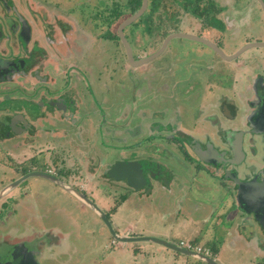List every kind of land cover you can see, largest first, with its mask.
<instances>
[{
  "label": "rangeland",
  "instance_id": "374dc122",
  "mask_svg": "<svg viewBox=\"0 0 264 264\" xmlns=\"http://www.w3.org/2000/svg\"><path fill=\"white\" fill-rule=\"evenodd\" d=\"M48 1L58 5L61 11L71 13L76 25L74 34L70 36L77 49L66 63L67 68L70 62L74 63L78 78L72 81L74 84L76 82L77 87H67L69 76H66L59 77L56 85L45 89L47 94L56 92L65 96L77 89L82 98L75 120L70 122L67 119H55L52 124L46 123L50 129H64L68 134L59 138L56 135L51 137L56 147L50 150L48 156L53 157L51 161L56 156L60 157L59 162H50V166L72 181L60 171L64 166H71L72 162L75 164L71 156L77 152L78 155L87 154L96 163L102 160L105 166L120 161H140L147 182L162 179L166 184L167 177L176 174L180 185L176 184L172 191L165 190L142 199H128L125 209L119 210L120 214L137 225L146 220L149 226L170 229V222L174 216H178L172 215L175 205L186 203V217L198 220L207 215L209 220L203 224V228L211 229L217 239L229 236L224 230L225 224L233 222L230 218L232 208H240L236 199L234 203L230 200L234 197L233 181L221 176V170L216 172V168L200 160L195 151L184 145L179 137L172 139L171 134L191 132L192 135L206 138V132L214 133L217 129H222L214 125L222 120L228 127H243L249 113L246 100L252 97L251 84L256 76H264V46L249 48L238 58L225 60L199 41L178 37L170 41L160 56L135 69L126 63V48L121 40L111 36L118 31L117 24L122 19L114 16L120 17L123 11L124 16L130 13L128 0ZM212 1L213 5L210 4ZM191 2L192 0H149L146 12L125 28V35L135 55L144 57L155 52L170 33L163 37L164 34L173 27L177 31L204 34L213 41H219L227 54L235 52L248 42L264 40V12L257 0H202L204 10L207 8L210 11L208 14L196 11ZM219 19L223 21L220 22ZM15 85L13 82L8 84L12 88ZM7 99L3 101L4 104L13 100L10 96ZM224 102L229 105L230 111L222 109ZM60 105L63 104L60 102ZM32 109L35 112V108ZM41 122L39 119L38 123ZM33 123L34 120L32 125L37 128L38 123ZM33 128L31 126V130ZM24 136L30 140L35 139L31 131ZM157 136L162 140H155L154 137ZM19 138L16 136L0 144V188L19 175L14 171L16 167L12 166H21L11 162L8 155L16 147L11 144L15 145L14 141ZM48 138L50 139L47 137L45 140ZM219 139L220 136L214 142ZM259 142L257 139L254 147L261 153ZM73 145L76 149L70 147ZM181 145L184 147L180 148ZM246 146L250 168L258 167L260 158L255 156L251 146ZM63 150L66 152L63 153ZM46 154L47 152L43 156ZM62 159L66 160L65 165H62ZM27 165L30 164L25 162L21 169L24 171ZM42 168L48 169L44 166ZM108 176L110 180L115 178L110 173ZM29 178L22 182L21 188L27 189L26 185L30 184L36 192V201L43 199V196L47 198L46 206L42 203L41 210L49 217L44 218L46 225H57L66 231L76 230L73 222L78 220L83 231L81 237L74 238L77 244L80 243L77 245L79 250L73 252L70 249L53 256L46 254L42 258L43 264H176L174 252L171 251L157 254L155 251L134 248L135 254L132 249L123 253L124 255L119 253L110 245L109 228L92 208H81V202L63 194L57 185L40 178ZM72 182L75 183L74 180ZM126 182L129 184L127 180ZM148 184L149 182L146 191L150 189ZM113 187L108 184L110 193H114ZM179 199L183 201L179 202ZM121 200L120 195H117L115 202L112 201L113 206ZM55 206H58L57 210L53 209ZM9 210L14 211L12 208ZM153 211L157 218L162 215V221L154 219ZM106 213L111 215L112 212L107 210ZM0 216L3 220L5 212ZM109 217L112 222V215ZM183 217V214L178 216V222L172 228L174 233L184 232L181 231L185 221ZM218 217L223 219L224 228L217 222ZM254 222L257 228L263 227L256 216ZM19 227L22 228L21 225ZM258 232L254 228L256 236ZM183 234L185 233L181 235ZM131 244L139 247L145 243L136 241ZM7 250V246L0 243V252L5 253ZM184 258L191 263L196 261L192 256ZM254 262L264 264L263 247L255 249Z\"/></svg>",
  "mask_w": 264,
  "mask_h": 264
},
{
  "label": "crops",
  "instance_id": "0c3cea01",
  "mask_svg": "<svg viewBox=\"0 0 264 264\" xmlns=\"http://www.w3.org/2000/svg\"><path fill=\"white\" fill-rule=\"evenodd\" d=\"M15 10L18 15L22 16V18H24V20L28 23V27L26 28V30H28L29 32L31 31L32 33V37L23 38L24 48L20 51L17 50V55L19 56V59L17 58L20 65L19 67L24 68L26 64L32 62V66L30 67L31 69H29L24 76L25 81L28 84V92L26 95L29 96L33 102H40V105L38 107H40V111L46 113V119L43 121L42 118H39L42 121L40 123L41 126L38 123L39 119H36L37 122H35L34 120L33 124L38 123L39 125L36 124V127L39 129L34 127L35 131L33 132V136L35 139L33 140H30L29 137L26 138L24 136V131H22V133L18 135V137H20L19 140L14 141L15 145L14 143L11 144V146H16L14 147L15 149H12V151H10L8 155L10 156L11 162H16V164L21 167L25 162L27 163L28 159L33 158L30 160V165H27L29 167L28 170L47 172V170L43 169L42 166H44L45 168H53L49 163L59 162L58 160L60 157V155L59 157L56 156L54 161H51L53 157L48 156L50 150L56 147V144L53 143L51 137H54V135H56L59 138L67 136L68 134L64 129H50L46 126V123L52 124L54 123L55 119L58 121L67 119L70 122L73 119L75 120V117L77 116V114H79L80 104L82 103V98L79 95L80 91L78 92L77 89H74L73 91L71 90V93H68L67 96L61 95L60 93L56 92H49L47 94V90L45 89L48 88L47 86L56 85L59 77L66 78V76H69L68 81H66L69 82V85H67V87H72L73 85L74 87H77L76 82L75 84L74 82H72L76 78H78L77 71L74 70L75 65L73 62H70V65L67 68L66 63L67 61H70V58H72V55L77 49V47L74 46L73 37L70 36L74 34L76 25L73 18L71 17V13L61 11L58 5L48 0H19V3ZM204 12L207 14L210 13L207 8L206 10H204ZM219 20L220 22L223 21L221 19ZM118 27L119 23L117 24V29ZM175 31L177 30L175 29V27H173L167 32L172 33ZM17 34L20 35L19 32ZM202 35L204 36V34ZM0 43L1 50L2 44L4 43L3 39L0 40ZM126 63L132 66L128 61V57ZM141 66L142 65L137 66L135 67V69H138V67ZM74 74H76L77 76H74ZM24 78L17 77L15 83H25ZM7 86L4 89L8 88L6 92H9L11 95H13L11 91L15 90L16 88ZM10 94L0 96L1 109L5 105L3 101L8 100L4 98L8 97ZM51 99H56V101L58 100L63 105L59 106L57 105V102H54L51 106L49 104V101H51ZM46 107H48L47 110ZM56 107L57 109L55 110ZM50 110H53L52 113L50 112ZM33 113L35 112L33 111ZM48 120H52V122H48ZM47 137H50V139L48 138L45 140V138ZM154 139H157L158 141V139L160 138L157 136L154 137ZM5 140L7 141L11 139H0V142H5ZM70 147L76 149V146L74 145ZM45 152H47V154L43 156ZM65 152L66 151L63 150V153ZM71 159L75 160V164L71 161L72 165L64 166L65 168L61 169L60 172L68 175L72 181H75V183L63 177V175L61 176L60 173H58L57 176L68 182L72 186L78 188L82 192L86 193L93 201H95L97 205H99L106 212L107 210L112 212V224L116 231L121 234L129 233L130 235L157 236L176 244H178L180 240H191L204 246L210 247L215 253V259L220 264H255V249L259 247L264 248V225L262 228H257L254 222L255 215L253 213L240 209L238 206V208H232L233 212L230 214V218L233 219V222L225 224V228L223 219L221 217L217 218V222L220 223L221 226H223L224 230H226V235H229L227 237L224 236L223 239H217V235L212 233L211 229L206 230L205 228H203V224L209 220L207 215H203L198 220L186 217V203H179L178 206L175 205V209L172 211V215H184L182 219H184L185 221H183V230H181L184 232H179V234L174 233L172 229L175 223L178 222V216H174L173 220L170 222V224L172 225V228L170 229H163L162 226H149L147 225L148 223L146 222V220H142L139 225L134 224V222L132 221H127L126 219H124L123 215L120 214L119 210L121 208L125 209V204L128 199H142L145 196L148 197L152 194H159L162 191L164 192L165 190L172 191L173 187L176 184L180 185L179 179L176 180L177 175L174 174L171 177H167L166 184L162 179H159L157 181H148V187L150 189L146 191L147 184L140 188H134L130 184H127L126 179L111 178L113 182H110L111 180L108 179V174L113 164L105 166L104 162H101L102 160L100 161V163H96V161L93 160L90 156H87V154L82 153V155H78L77 152L71 156ZM60 161L62 165H65V159H62ZM18 174L19 175H17V177L21 175V172ZM33 177H35L36 179L40 178L42 180H45L47 183L57 185V187H59L63 194L68 195V197H73L76 201L81 202V208L86 209L85 207H90L83 200L66 190L60 184L42 176H32L31 178ZM15 178L16 177L12 179ZM108 184H112V186H114L112 188L114 190V193H110L109 190L111 188H108ZM26 187L27 189L21 188L20 184V186H15L5 195L7 197L12 196L13 198H18L14 208V211H16L18 214L16 220L19 218L22 219L21 221L23 229L27 230L26 233L29 235V237H31V242L33 244L39 242V245H41L40 248L43 252L42 258L46 254H50L53 256L63 252H68L70 249H72L73 252L79 250V247L77 245L80 243L77 244L74 240L75 237L77 239L79 236L81 237L83 235V231L80 229L81 224L79 223V221L77 220L73 222L76 230L69 231L62 230L57 225H46V223L44 222V218L48 219L49 217L41 210L42 203H44L46 206L45 201L47 198L43 196V199H41L40 201H36V197L34 196L36 193L35 190L31 188L30 184L28 186L26 185ZM28 189H30V191H28ZM5 195L2 197H5ZM117 195H120V198H122V200L119 203L117 202L113 206L112 201L114 200L115 202ZM234 199L235 198L232 197V199L230 200H232L234 203ZM160 201H164L165 203L168 202L167 200ZM182 201L183 199H179V202ZM211 205L213 206V204ZM53 209L57 210L58 206H55ZM32 211H34L35 214H33ZM93 211L99 216V214L94 209ZM49 212H51V210H49ZM131 212L133 213V209H131ZM153 212L154 219L159 220V222L162 221V215L157 218L155 211ZM157 213L159 212L157 211ZM43 215L46 216L43 217ZM254 228H256L257 232L259 231L257 233V236L254 233ZM182 233L185 234L181 235ZM109 235H111V247L115 248L116 251L121 254L127 252L129 249H132V252L135 254L134 248H142L147 251H155L154 253L157 254H167L168 251H171L174 252L173 255L176 260V264H208L204 260L198 259L195 256L192 257H194L196 261L191 263L187 258H184L190 255L178 252L157 242L143 241V243L145 244H143V246L137 247L132 246L131 242H123L117 240L112 236L111 232ZM230 236H232V238H230ZM114 239H116V241ZM94 243L95 241L93 242V245ZM120 257H122V255Z\"/></svg>",
  "mask_w": 264,
  "mask_h": 264
},
{
  "label": "flooded vegetation",
  "instance_id": "af4514ba",
  "mask_svg": "<svg viewBox=\"0 0 264 264\" xmlns=\"http://www.w3.org/2000/svg\"><path fill=\"white\" fill-rule=\"evenodd\" d=\"M192 1H194V4H192L193 7H195L196 4H199L200 8H202V11H204L203 5L201 4L202 0ZM18 3L19 0H0V40L3 39L4 42L2 44V49L0 50V96L8 95L9 93L6 92L8 88H4L11 82L15 83L17 77L24 78L26 72H28V70L31 69L30 67L32 66V62H30L29 64H26L24 68H21L19 67L20 65L18 63L19 56L17 55V50L20 51L24 48L23 38L32 37L31 31L29 32L28 30H26V28L28 27V23L24 20V18H22V16L18 15L15 10ZM213 3L214 2L212 1L210 4L213 5ZM18 32L20 35L17 34ZM215 42L219 44V41ZM134 56L136 58H142L137 57L135 53ZM26 83L27 82L25 81L24 84ZM15 84L17 86L13 87L16 89L11 91L13 95H9L13 100L8 101L9 103L5 104L2 109L0 108V139H12L20 135L22 131H24V133H27L29 131L33 133L35 129L33 128V130H31V126H35L32 125V120L42 118L44 121L46 119V113L40 111V107H38L40 105V102H33L30 97L26 95L28 92V86L20 84V82ZM21 87L25 88L21 89ZM251 87L252 97L246 100V104L249 108V113L245 117L243 127H228L222 120L214 123L216 127H221L222 129H217V132L215 131L214 133L206 132V138H203L202 136L192 135L193 133L191 132L182 133L179 135L171 134V138L176 140L175 137H179V140L182 141L183 144L189 147L193 152L194 143L199 144L205 151L218 150L223 155L219 156L223 158V161H225V163L218 162L217 164H213L214 166L211 163H206L207 165L216 168V172L221 170V176H224L225 171L229 169L231 171H234L236 175L244 181H250L254 178H257V180L261 181L264 178V132L256 131L255 126L253 125L254 120L252 118L253 115L257 113V110L261 107L264 100V76H256L253 83L251 84ZM4 99H7V97H5ZM54 102H57V105L62 106L60 105V102L58 100L56 101V99L52 100V102H49V104L52 106ZM223 105L224 106H222V109L230 111L228 104L224 102ZM32 108H35V113H33ZM234 108H236L235 105ZM47 109L48 107H46V110ZM56 109L57 107L55 108V110ZM234 110L237 111V109ZM52 111L53 110H50L51 113ZM235 116L236 115H234V117ZM219 136L221 137V139H219V141L215 143L214 139L218 138ZM159 138V140H162L160 136ZM238 138L240 140L241 152L243 153V156L241 157L238 156L235 151L236 141L238 140ZM257 139L260 140L259 143L261 146V153L256 151V147H254ZM2 143L0 142V144ZM247 144L248 146H251V149L255 151V156L258 155L257 157L260 158L258 167H254L253 169L250 168L251 165H249L248 163L249 158L248 149L246 146ZM183 147L184 146L182 145L180 146V148ZM198 158L202 160L200 157ZM31 159L27 160L28 164L30 163ZM232 160H236L237 162H232ZM12 167H16L14 171L16 173L21 172V175L19 177H16L15 179H12L6 184H2L0 190L13 183L16 179L21 178L25 174L34 171L28 170V166L25 167L24 171L21 169V167ZM20 184L18 186H20ZM232 189L234 192V198L236 199L238 195V185L234 181ZM17 200L18 198L16 197H7L6 195L5 197L0 198V214L2 215L5 212L3 220L0 219L2 220V226L0 227V243L5 247L7 246L8 249V252H0V264H43V252L40 248L41 245H39V242L36 244H33L31 242V237H29V235L26 233L27 230L23 229L22 224H19L22 226V228L18 225V223L22 219L19 218L16 220V218L18 217L17 212H10L9 210L10 208H12V210H15L14 208ZM0 218H2V216H0ZM258 220L261 219L259 218ZM14 253L18 254V258L15 261L13 260Z\"/></svg>",
  "mask_w": 264,
  "mask_h": 264
},
{
  "label": "water",
  "instance_id": "95a60500",
  "mask_svg": "<svg viewBox=\"0 0 264 264\" xmlns=\"http://www.w3.org/2000/svg\"><path fill=\"white\" fill-rule=\"evenodd\" d=\"M257 1L259 2L264 12V0H257ZM148 4H149V0H142V5L140 6V8L134 14L125 18L118 27V34H119L121 42L126 48L128 61L134 67L145 64L153 60L154 58H157L158 56H160L162 52L167 48L170 41L178 37L199 41L209 46L210 48H212L215 52H217L225 60H234L238 58L243 52H245L249 48L264 46V40L252 41V42H248L247 44L243 45L241 48H239L235 52L231 54H227L217 42L205 36L197 35V34L190 33V32L175 31V32L170 33L164 39V41L161 44L162 46L159 49H157L155 52L149 55H146L142 58H136L133 53L132 45L129 42L127 36L125 35V28L129 26L130 24H132L133 22H135L137 19H139L146 12L148 8ZM252 119L254 120L253 125L255 126L256 131L264 132V100L262 102L261 107L257 110V113L253 115ZM193 148L197 156L200 157L205 162L213 163V164H217L218 162L225 163V161H223V158L219 156V155L221 156L223 155L218 150H213V151L211 150V151L204 152L202 147L196 143H194ZM235 151L238 156L240 157L243 156V153L241 152L239 138L236 141ZM232 162H237V161L232 160ZM109 173L111 176L115 178L126 179L128 183L134 188L143 187L148 183L145 170L143 169V164L140 161H136V160L120 161L111 167ZM32 176H42L53 182H56L60 184L62 187H64L66 190H68L69 192H71L72 194L80 198L81 200H83L87 205H89L92 209H94L99 214V216L102 218V220L105 222V224L109 228L112 236L119 241H123V242L153 241V242L163 244L178 252H182L190 256H195L198 259L204 260L208 264H220L215 258L211 256H207L202 253L194 252L192 250L186 249L174 242H171L163 238H159L156 236H149V235H126V234H121L117 232L111 222L109 215L99 205H97L95 201H93L86 193L72 186L71 184L59 178L58 176L49 174L47 172L34 170L32 172H29L28 174H25L21 178L16 179L10 185L6 186L4 189L0 190V197L4 196L7 192L12 190L15 186H18L25 179L32 177ZM224 176L228 179L233 180L238 185V195L236 197V200L240 208L250 213L253 212L258 219L259 218L261 219L260 221L264 225V178L261 181L257 180V178H254L250 181H244L241 178H239L234 171H231L229 169L225 171ZM13 257H14L13 260L15 261L18 258V254L14 253Z\"/></svg>",
  "mask_w": 264,
  "mask_h": 264
},
{
  "label": "built area",
  "instance_id": "2783aa9c",
  "mask_svg": "<svg viewBox=\"0 0 264 264\" xmlns=\"http://www.w3.org/2000/svg\"><path fill=\"white\" fill-rule=\"evenodd\" d=\"M47 172L49 174L58 175V172L54 168H48ZM126 235H130L129 233H125ZM116 241V239H114ZM180 246L192 250L194 252L202 253L207 256H211L215 258V253L212 251V249L208 246H204L202 244H199L197 242L191 241V240H180L178 243Z\"/></svg>",
  "mask_w": 264,
  "mask_h": 264
},
{
  "label": "trees",
  "instance_id": "16d2710c",
  "mask_svg": "<svg viewBox=\"0 0 264 264\" xmlns=\"http://www.w3.org/2000/svg\"><path fill=\"white\" fill-rule=\"evenodd\" d=\"M127 4L129 5V12H130L128 15L130 16V15L134 14L140 8V6L142 5V0H128ZM191 4H194V1H192ZM199 8H200V5L196 4L195 5V10L196 11H201ZM121 14L122 15L120 17L119 16H114V17L118 18V19L122 18L121 21L124 20L125 18L129 17L128 15L124 16V11ZM121 21H119V23ZM168 33L169 32H166L163 37H165ZM111 36H113L117 40H120V37H119V34H118L117 30L115 31V34H113Z\"/></svg>",
  "mask_w": 264,
  "mask_h": 264
}]
</instances>
